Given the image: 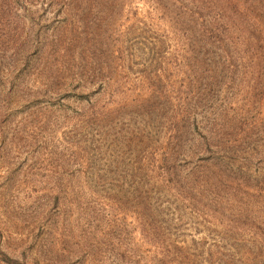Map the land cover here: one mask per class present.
I'll return each mask as SVG.
<instances>
[{"label":"rangeland","instance_id":"374dc122","mask_svg":"<svg viewBox=\"0 0 264 264\" xmlns=\"http://www.w3.org/2000/svg\"><path fill=\"white\" fill-rule=\"evenodd\" d=\"M55 1L0 12V251L16 264H264V0H197L209 59L193 87L172 63L186 37L155 0H82L84 24ZM176 126L196 201L170 191L149 213L136 194L162 187L150 158Z\"/></svg>","mask_w":264,"mask_h":264},{"label":"trees","instance_id":"16d2710c","mask_svg":"<svg viewBox=\"0 0 264 264\" xmlns=\"http://www.w3.org/2000/svg\"><path fill=\"white\" fill-rule=\"evenodd\" d=\"M11 0H0V12L5 11L6 7L8 9L10 8L9 5ZM27 2L29 0H26ZM31 1V0H30ZM85 1V0H84ZM157 2L158 9H160V16L161 20L169 21L175 29V34L177 36L185 35L186 40L184 43H182L181 46V54L176 57V59L173 60V65L176 66V68H179L183 75V80L186 81L187 84L191 85L190 87H193L196 82L199 83L201 79V73L203 72L202 67L207 66V62L204 61L202 54L206 53L209 59V49L205 48V45L199 41L197 37L200 35V31L198 29L199 27V7L197 6V0H155ZM41 7L43 11H46L49 9L52 4L56 3L55 0H41ZM65 0L63 3H57L59 8H68V10H73L74 7L78 8L79 11H77V17L81 21V24H84V16L86 14V10L88 8V4L85 3V6L83 5L82 0ZM168 2V4L166 3ZM170 2L174 3L173 7H171ZM201 2H205L202 0ZM23 1L21 2V5H23ZM20 5V4H18ZM119 5V4H118ZM122 4L115 7V11H119ZM24 7V6H23ZM90 7V6H89ZM118 8V10L116 9ZM7 9V11H8ZM11 10V9H10ZM2 28V25L0 26ZM213 36V35H210ZM88 41V40H87ZM103 45L109 46L110 42H104ZM100 49H97L95 53L101 52L102 54L104 51H99ZM116 50L112 49L111 47H108V52L112 53ZM4 51H0V53H3ZM19 52V51H17ZM56 55L57 53L54 52ZM63 54V52H62ZM47 56V55H46ZM103 56V55H101ZM0 58L1 55H0ZM221 62V61H219ZM219 62H216V65L219 64ZM210 63V61H209ZM213 65L215 64L212 60ZM224 63V61L222 62ZM211 64V63H210ZM223 68V67H221ZM5 67H3L0 64V74L1 71L4 70ZM16 69L15 72H13ZM205 69H208L205 68ZM7 72L11 74L17 75L21 71V68H17V65L13 67L6 68ZM198 89V88H197ZM186 97L188 98L190 89H186ZM190 116V115H189ZM184 118H188L184 116ZM183 120V119H182ZM196 119L193 117L192 122L194 123V128L197 129V125L195 123ZM184 122V121H183ZM189 123V120H188ZM182 124V123H180ZM188 128V125H186ZM185 126V127H186ZM175 132H178V135L173 138V135L169 138L172 142L166 143L165 145V151L162 152L160 158L152 157L150 158V161L152 160V169L155 170V177L157 176V180L162 187H159L157 189H151V193L144 191V190H138L137 191V201H143L144 205L146 207V210L150 213L154 210H158L159 213H162L163 210L160 209L161 204H163L165 200H163L164 197H167V193L170 194V191L173 192V195L177 197L175 200L180 199L181 201H196V195H193L192 189H187V185L185 186V180L187 182H191L192 175H197V169L195 166H189L186 168H181V165L177 163L176 155L179 153V150H183V147L189 146L188 143L183 139L181 128L176 126ZM184 135V134H183ZM173 139V140H172ZM185 143L187 145H185ZM171 144V145H169ZM181 184L183 186H181ZM185 190V191H184ZM216 198H214V201H211L210 206H214L217 204L218 201H215ZM153 201H156V203H153ZM163 202V203H162ZM168 202V201H167ZM176 202V201H175ZM156 204V205H155ZM146 224V223H145ZM144 224V226H145ZM159 236V233H156ZM0 261L4 262L6 264H16L18 261L3 251H0Z\"/></svg>","mask_w":264,"mask_h":264}]
</instances>
